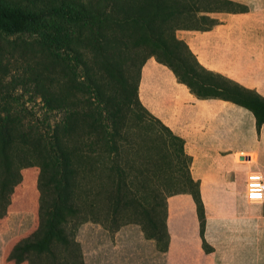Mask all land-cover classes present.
<instances>
[{
	"label": "trees",
	"instance_id": "obj_1",
	"mask_svg": "<svg viewBox=\"0 0 264 264\" xmlns=\"http://www.w3.org/2000/svg\"><path fill=\"white\" fill-rule=\"evenodd\" d=\"M245 10L231 0H56L29 6L0 0V33L26 35L34 45L27 55L0 59V217L21 181L20 170L37 167V223L12 245L7 260L19 264L29 255L37 260L46 254L55 264L56 252L75 254L72 225L80 214L75 197L106 187L104 162L73 161L67 153L72 145L105 155V226H114L124 199L144 233L162 238V224L128 186L116 156L131 108L162 132L194 202L202 249L211 250L203 238V204L183 140L141 104L137 86L142 64L152 57L196 98L227 100L249 110L258 130L264 98L204 68L175 35L178 29L210 28L217 20L207 12Z\"/></svg>",
	"mask_w": 264,
	"mask_h": 264
},
{
	"label": "crops",
	"instance_id": "obj_2",
	"mask_svg": "<svg viewBox=\"0 0 264 264\" xmlns=\"http://www.w3.org/2000/svg\"><path fill=\"white\" fill-rule=\"evenodd\" d=\"M231 1L246 10L207 12L217 20L210 28L178 29L175 35L204 68L264 98V0ZM137 95L151 114L183 140V150L190 157L189 172L198 181L203 204V238L211 250L202 249L194 202L162 132L129 111L116 156L128 186L162 224V238L144 233L124 199L114 226L106 227L107 191H93L87 198H76L80 214L72 225L75 254L58 251L55 264H145L130 256V226L137 229L143 248L162 256V264H264V201L250 203L244 197L246 171H264V120L256 130L252 113L242 106L218 98H196L152 57L140 68ZM31 167L20 170L21 181L10 203L25 176L33 179L37 174V167ZM10 203L0 217V264H14L6 258L10 248L37 223L36 208L10 209ZM19 264L52 262L41 254L37 260L29 255Z\"/></svg>",
	"mask_w": 264,
	"mask_h": 264
},
{
	"label": "rangeland",
	"instance_id": "obj_3",
	"mask_svg": "<svg viewBox=\"0 0 264 264\" xmlns=\"http://www.w3.org/2000/svg\"><path fill=\"white\" fill-rule=\"evenodd\" d=\"M9 4H18V5H40L41 3H45L47 1H56V0H6ZM34 45L32 43L31 37L26 35H5L0 33V56L1 60H5V56L11 55L14 58L21 55V53H25L26 55L29 54ZM27 93L23 94V99H26ZM31 105V102H28ZM34 109H37V105L32 104ZM39 111V109L37 110ZM134 113V109H130ZM138 113L137 111H135ZM152 123V122H151ZM153 124V123H152ZM68 155L73 159V161L79 162H89L91 164H95L96 160H102L104 162V174H105V187L106 191H108V179H107V169H106V160L105 155L103 153H96V154H88L82 152L77 146H69L67 148ZM30 170L33 167H29ZM93 172V169L88 170ZM30 176H25L23 184L19 188L15 190V194L13 199L10 203V209L14 207H28L29 209H34L37 207V191L35 188V182ZM36 177V175H35ZM88 183V182H87ZM77 184V183H76ZM87 191V190H85ZM102 193V192H100ZM76 201V197H75ZM13 211V210H11ZM13 213V212H12ZM104 222V221H103ZM105 225V224H104ZM128 233L131 238L128 240V246L124 245V247H128L130 249L131 254L133 253V257H138L140 260L144 261L145 264H162V256L161 255H152L151 252L145 248H143V244H140L141 241L137 238V229L135 227L130 226L128 228ZM144 249V250H143Z\"/></svg>",
	"mask_w": 264,
	"mask_h": 264
},
{
	"label": "built area",
	"instance_id": "obj_4",
	"mask_svg": "<svg viewBox=\"0 0 264 264\" xmlns=\"http://www.w3.org/2000/svg\"><path fill=\"white\" fill-rule=\"evenodd\" d=\"M244 197L250 203H261L264 201V171L260 169H249L246 171Z\"/></svg>",
	"mask_w": 264,
	"mask_h": 264
}]
</instances>
